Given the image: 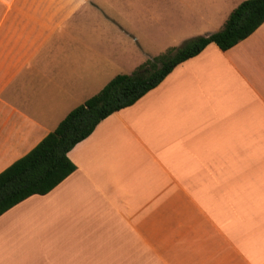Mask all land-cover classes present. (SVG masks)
<instances>
[{
	"label": "crops",
	"instance_id": "0c3cea01",
	"mask_svg": "<svg viewBox=\"0 0 264 264\" xmlns=\"http://www.w3.org/2000/svg\"><path fill=\"white\" fill-rule=\"evenodd\" d=\"M124 1L162 15L164 33L204 35L240 4L216 14L197 8L213 0ZM99 8L0 0V173L124 74L109 69L131 56L125 44L90 35ZM67 157L73 173L0 216L5 264L88 232L99 241L92 264H264V22L226 51L211 43L178 64Z\"/></svg>",
	"mask_w": 264,
	"mask_h": 264
},
{
	"label": "trees",
	"instance_id": "16d2710c",
	"mask_svg": "<svg viewBox=\"0 0 264 264\" xmlns=\"http://www.w3.org/2000/svg\"><path fill=\"white\" fill-rule=\"evenodd\" d=\"M264 22V0H244L222 28L196 36L179 48L146 60L130 74L112 78L97 94L71 110L25 156L0 173V216L33 195H45L76 169L67 153L86 139L105 118L133 105L180 63L211 43L226 51L247 38Z\"/></svg>",
	"mask_w": 264,
	"mask_h": 264
},
{
	"label": "rangeland",
	"instance_id": "374dc122",
	"mask_svg": "<svg viewBox=\"0 0 264 264\" xmlns=\"http://www.w3.org/2000/svg\"><path fill=\"white\" fill-rule=\"evenodd\" d=\"M242 1L244 0H213L210 2H201V7L197 8L206 12L220 14L225 11L228 12ZM96 2L100 8L99 11L95 10L91 12L89 18L90 35H92V30L100 28L101 34L107 40L110 36L117 42L121 41L122 44H125L122 45V53L128 52L131 54L130 57H127V54L123 56L120 65L110 66L109 72L113 73V75L119 73L130 74L140 64L139 61L141 59L143 61L151 59L155 55L163 53L167 49V46L179 48L187 40L195 36L204 35V33L199 32L173 34L160 31V27L157 26L156 21H160L162 15L152 13L148 15L146 5L137 6L136 8L133 7L130 10L128 8L130 2L124 0H96ZM141 2L144 4L151 3ZM137 5L141 4L138 3ZM106 17L120 21L123 25L122 27L126 29V32L117 33L116 28L113 26L115 24ZM153 22H155L154 25ZM134 24L135 26H129ZM126 57L132 58V61H126ZM111 61L113 62V60ZM129 63L131 65H128ZM93 234L90 232L86 233L84 238L85 242L74 237H70L66 242L63 240L59 241L53 247L49 246L48 249L38 253L36 252L34 255L25 256L21 259L20 264H92V261L97 260L99 248V241L98 239H93ZM55 239H58L57 234ZM0 264H5L4 260L0 259Z\"/></svg>",
	"mask_w": 264,
	"mask_h": 264
}]
</instances>
